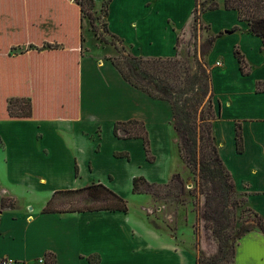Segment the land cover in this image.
Instances as JSON below:
<instances>
[{
    "label": "crops",
    "instance_id": "1",
    "mask_svg": "<svg viewBox=\"0 0 264 264\" xmlns=\"http://www.w3.org/2000/svg\"><path fill=\"white\" fill-rule=\"evenodd\" d=\"M126 1L125 11L120 15L126 29L113 23L116 0L109 6L106 23L110 33L130 48L131 56H177L176 45L182 28L175 27L170 17L164 23L150 17L159 14L157 6L161 0ZM153 6L155 12L152 13ZM214 16L219 17V27L212 35H222L207 57L212 74L213 104L218 112L213 134L237 192L244 194L248 207L264 219V93L256 91L257 82L264 81V44L261 38L249 33L248 24L239 20L237 12L224 9V1L219 10L202 15L203 24L209 25L211 30ZM236 27L238 30H234ZM101 49L84 54L81 50L76 119L0 121V126L10 128L9 137L0 138L2 142L9 139L12 152L11 159L5 160L4 178L0 180V259L13 264H45L44 255L50 252L56 256L57 264H90L87 258L93 255L101 257V264L191 262L173 236L171 239L160 236L143 222L138 226L128 213H43L55 192L77 190L91 183L101 182L123 196L113 188L116 175H124L126 169V176L133 183V179L144 172L139 168L153 164L146 159L142 139L115 137L117 122L137 120L145 124L151 150L157 156L155 165L160 161L158 153H169L170 130H173L177 147L170 103L153 99L131 86L109 60L115 57L114 51ZM144 49L148 50L145 54ZM235 50L240 51L250 67L248 75L242 74ZM238 124L244 138L242 153L237 150ZM116 153H127L130 158H117ZM136 153L139 159L137 164L133 163L138 165V170L131 173L129 169ZM101 155H107L112 166L121 167L122 172L110 167L103 176H97ZM146 180L161 184L169 181ZM4 198L14 206L2 207ZM34 204L36 209L32 207ZM29 208L30 212L20 213ZM24 230L30 245L27 260L11 249H2L1 244L8 238L10 248L18 247L24 237L20 231ZM192 259L194 263L195 258ZM235 264H264L263 234L253 231L242 238Z\"/></svg>",
    "mask_w": 264,
    "mask_h": 264
},
{
    "label": "trees",
    "instance_id": "2",
    "mask_svg": "<svg viewBox=\"0 0 264 264\" xmlns=\"http://www.w3.org/2000/svg\"><path fill=\"white\" fill-rule=\"evenodd\" d=\"M43 1L21 0L16 14L0 17L1 20H13L11 34L18 36L17 40L10 38L8 43L0 48V74L4 72L3 63H8L11 69L5 72L11 81L15 82L17 89V92L7 93L3 98L1 96L0 121L66 120L76 119L78 116L79 57L85 42L82 30L85 19L95 28L92 13L96 3L94 0ZM111 2L112 0L103 2L106 9L105 18L108 16ZM219 9V0H195L194 30L202 26L204 13ZM224 9L237 12L239 20L248 24L249 33L261 38L264 44V0H224ZM0 26L4 25L0 23ZM206 28L211 30L209 25ZM2 32L0 27V33ZM106 32L113 39L111 44L122 43L117 36L110 33L107 23ZM33 35L41 39L36 41ZM221 35L222 33L211 35L200 47V55L194 48L191 62L178 56L143 58L123 57L119 54L120 56L109 59L131 86L153 99L170 103L172 124L178 137L177 149L182 163L195 177L217 185L216 194H213L208 191L206 185L197 182L201 194L206 197L205 227L212 231L213 238L218 243V252L212 256L199 252L195 264H235L237 248L242 238L253 231L264 235L263 217L250 208L247 211L255 219H250V222L247 220L249 223H244L240 228L235 227L232 211L247 201L236 198L237 190L233 176L220 157L213 134V123L218 118V112L213 104L212 74L207 57ZM195 36L196 33L193 34V37ZM100 39L109 43L104 38ZM180 43L181 37L178 38L176 50ZM234 54L240 63L242 74L248 75L250 67L244 56L239 50H235ZM256 91L264 93V81L257 82ZM114 135L124 140L142 139L147 160L150 163L155 162L149 134L143 122H117L114 125ZM236 142L238 152L242 153L244 138L240 124L236 128ZM115 156L128 158L127 153H118ZM75 170L78 177L77 165ZM173 181L180 182V179L175 175ZM132 184L134 194L145 193L153 196L162 195L158 190L171 186L170 183H150L143 176L135 177ZM183 191L181 188L177 196L180 197ZM71 195L94 201L103 200L105 204L98 207L58 208L61 198ZM11 206L14 204L8 203V199H2V207ZM100 211L128 213L129 209L124 198L101 182L91 183L77 190L57 191L43 209L44 214ZM198 235L199 230L196 228L197 241ZM87 259L90 264H101L99 255ZM43 261L45 264H57L56 256L50 252L44 255Z\"/></svg>",
    "mask_w": 264,
    "mask_h": 264
},
{
    "label": "rangeland",
    "instance_id": "3",
    "mask_svg": "<svg viewBox=\"0 0 264 264\" xmlns=\"http://www.w3.org/2000/svg\"><path fill=\"white\" fill-rule=\"evenodd\" d=\"M34 1L38 2L39 0ZM40 1L44 2L43 0ZM94 1L96 3V6L93 9L92 14L95 28H92L90 26L87 19L84 20V27L82 30L83 36L85 38L83 54L88 50L96 53L97 51H100L101 48H107L108 52L114 51V56H118L119 54H121L123 57L131 56L132 54L130 53V48L125 44L118 42H116V45L111 44V42H113V39L106 32V9L103 5L104 0ZM223 1L224 0H219L220 6H223ZM194 2L195 0H161V3H159L157 6V11L159 12V14H153L152 16H150L151 18L161 21L162 23L165 22L166 18L169 19L170 17V19L174 22L175 27L179 29L182 28V33H180L181 43L178 48L177 56L180 59H184L190 62L192 55L195 52L194 48H196L197 53L199 52L198 54L200 55V47L202 46V44L212 35V33H215V30L219 27V17L214 16L211 17V19L213 20V30L208 31L206 25L204 24H202V26H198L197 29L194 30L192 15ZM19 4H21V0H0V17H10L12 13L16 14L19 8ZM126 4V0H116L112 12V20L114 25L123 30L126 29V24H123L120 15L125 11L124 7ZM134 4L138 3L134 2ZM150 11L152 13L155 12L154 6ZM146 14H149V12H146ZM0 23L4 25L0 26L3 29V32L0 33V40L2 38L0 48L2 49V47L8 43L7 40H9L10 38L12 40H17L18 36L15 33L11 34L13 31V20L0 19ZM8 28H10V30H7ZM93 29H95L97 32H94ZM194 33H196L195 37H193ZM99 36L106 39L109 43L103 42ZM33 37L36 41H39L41 39V37L35 38L34 35ZM146 52H148V50L144 49L143 54H145ZM2 66L4 72L0 74V101L1 96L3 98V96L7 93L17 92V89L15 88V82L13 83L5 72L7 69H11V66L5 62ZM13 68L16 69V67ZM1 105L2 104L0 103V107ZM9 131L10 128L8 126H5L4 124L0 126V136L4 135L5 138L9 137ZM170 131L172 132L169 134V144L167 146L169 150V158L167 157V153H158L160 160L159 162H157L158 164L155 165V162H153L152 165L148 164L145 168H139L141 170H144L143 174L139 176H143L145 179L150 180H169L165 184L170 183L171 186L169 188L159 189L158 192L162 193V195L160 194V196H153L145 193L134 194L132 190V181H129L128 177L126 176L125 169L124 175H116L117 181L114 183L113 188L123 194V196H120L127 201L129 209L127 215L132 219V221L137 222L136 224L138 226H141L142 222L145 223L148 229L154 231L160 236H164L170 239V236H173V238L176 239L175 243L179 245L189 257L191 261L189 264H195L196 256L199 252L202 251L207 256L215 255L218 252V243L216 240H214L212 231L205 227L204 211L206 207V197L205 195L201 194L200 186L197 182L201 183L202 185H206V187H208V191L212 192L213 194H216L217 185L216 183H212L209 180L204 181L200 178L195 177L191 173L189 168H187L186 165L182 163V160L180 159L177 152L176 144H174L173 141V130ZM177 138L178 137L176 135V139ZM152 155L154 157L156 156L153 152ZM7 157L9 159H11L12 157L11 144L9 139L7 142H2L0 144V180H3L4 178V168L6 164L5 160L8 159ZM133 157L134 158L129 169L131 173L135 170H138V165H135L137 164L139 159L138 153H136V157L135 155H133ZM128 158H130L129 155ZM99 160L100 163L96 167L97 176H103L106 169L110 167L116 168L117 172H122L121 167H118L117 165L112 166L107 155H101ZM133 162L136 163L134 164ZM148 163L150 162L148 161ZM175 175L179 177L180 182H172V178ZM83 181H86V179H84ZM154 183L161 184V182ZM181 188H183L184 191L183 194L179 197L177 195L181 192ZM236 198L246 199L244 194H240L238 192H236ZM59 202L60 203L58 204V208L61 209H72L86 206L98 207L105 204L103 200L94 201L88 198H81V196L78 195L62 197ZM32 207H35L36 209L35 204ZM248 208L249 207L246 202L245 204L237 206L233 209L232 212L234 215V223L236 228H240L244 223H249L250 219H255L253 215H250V213H248ZM23 211L24 212L20 213H28L30 212V208L27 210L23 209ZM247 220L249 222H246ZM196 228L199 230V241H197ZM20 235H24V237H22L23 242L19 243L18 247L10 248V241L7 238V241L1 242L2 249H11V251H13L16 255L21 256L25 260H27L29 258L30 245L28 244L25 236L26 231H20ZM196 243L198 244L197 247ZM192 258H195L194 263L192 262Z\"/></svg>",
    "mask_w": 264,
    "mask_h": 264
},
{
    "label": "built area",
    "instance_id": "4",
    "mask_svg": "<svg viewBox=\"0 0 264 264\" xmlns=\"http://www.w3.org/2000/svg\"><path fill=\"white\" fill-rule=\"evenodd\" d=\"M218 65H220V64L218 63ZM11 263H12V261L0 259V264H11Z\"/></svg>",
    "mask_w": 264,
    "mask_h": 264
},
{
    "label": "water",
    "instance_id": "5",
    "mask_svg": "<svg viewBox=\"0 0 264 264\" xmlns=\"http://www.w3.org/2000/svg\"><path fill=\"white\" fill-rule=\"evenodd\" d=\"M70 1H72V0H70Z\"/></svg>",
    "mask_w": 264,
    "mask_h": 264
}]
</instances>
